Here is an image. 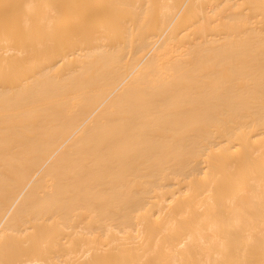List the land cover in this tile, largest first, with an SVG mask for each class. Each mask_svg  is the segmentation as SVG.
Segmentation results:
<instances>
[{
    "label": "bare ground",
    "instance_id": "1",
    "mask_svg": "<svg viewBox=\"0 0 264 264\" xmlns=\"http://www.w3.org/2000/svg\"><path fill=\"white\" fill-rule=\"evenodd\" d=\"M0 264H264V0H0Z\"/></svg>",
    "mask_w": 264,
    "mask_h": 264
}]
</instances>
